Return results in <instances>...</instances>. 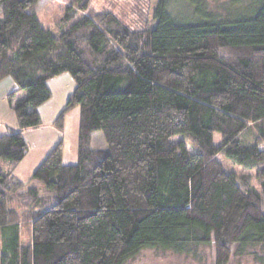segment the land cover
Listing matches in <instances>:
<instances>
[{
    "label": "trees",
    "instance_id": "16d2710c",
    "mask_svg": "<svg viewBox=\"0 0 264 264\" xmlns=\"http://www.w3.org/2000/svg\"><path fill=\"white\" fill-rule=\"evenodd\" d=\"M41 1L0 0V81L24 93L8 97L18 129L0 136V264H123L144 248L205 246L216 264L262 258L264 0H157L133 26L71 3L57 28L42 24ZM65 73L76 86L54 124L80 109L77 161L60 141L24 183V132L44 125L49 81Z\"/></svg>",
    "mask_w": 264,
    "mask_h": 264
},
{
    "label": "crops",
    "instance_id": "0c3cea01",
    "mask_svg": "<svg viewBox=\"0 0 264 264\" xmlns=\"http://www.w3.org/2000/svg\"><path fill=\"white\" fill-rule=\"evenodd\" d=\"M52 98L40 107V114L44 125L37 129L24 132L29 145L26 157L14 168V175L22 182L28 183L35 169L46 155L60 141L63 142V160L72 164L78 158L80 109L70 110L64 122L63 129L55 126L54 122L59 113L65 108L71 93L75 89V82L70 74L65 73L49 81ZM12 92L23 95L11 76L0 81V136L10 129H18L19 123L15 111L11 108L8 97ZM8 168V163L0 159V170Z\"/></svg>",
    "mask_w": 264,
    "mask_h": 264
},
{
    "label": "rangeland",
    "instance_id": "374dc122",
    "mask_svg": "<svg viewBox=\"0 0 264 264\" xmlns=\"http://www.w3.org/2000/svg\"><path fill=\"white\" fill-rule=\"evenodd\" d=\"M157 0H42L38 6V14L45 27L57 28V22L63 17L68 4L84 5L91 11L110 10L116 13L128 24L137 25L140 19V11L150 14ZM89 13V12H87ZM93 146L106 148L107 143L102 131L93 134ZM216 142H220V136L216 135ZM219 159L228 168L238 174L245 173L240 165H234L225 154H220ZM262 258H256L251 254H235L227 264H264ZM123 264H216V252L214 246L200 247L188 253H178L162 248H144L139 253L127 259Z\"/></svg>",
    "mask_w": 264,
    "mask_h": 264
}]
</instances>
